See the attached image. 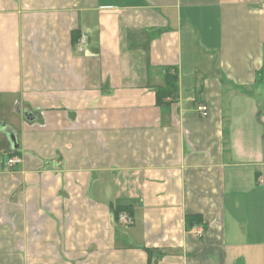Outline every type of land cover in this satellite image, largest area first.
<instances>
[{"label":"crops","instance_id":"crops-1","mask_svg":"<svg viewBox=\"0 0 264 264\" xmlns=\"http://www.w3.org/2000/svg\"><path fill=\"white\" fill-rule=\"evenodd\" d=\"M263 105L264 0H0V264H264Z\"/></svg>","mask_w":264,"mask_h":264},{"label":"built area","instance_id":"built-area-1","mask_svg":"<svg viewBox=\"0 0 264 264\" xmlns=\"http://www.w3.org/2000/svg\"><path fill=\"white\" fill-rule=\"evenodd\" d=\"M87 43V37L83 34L80 39L77 41V51L82 52L84 46ZM197 113L205 118L209 115L208 107L205 104H198L196 107ZM21 163V159L18 156L11 157L7 164L9 167H15L16 165ZM119 223H122L123 225L129 226L134 224L133 217L129 214L127 211L120 212L117 216ZM193 232L196 234H203V228L201 226H196L193 228Z\"/></svg>","mask_w":264,"mask_h":264},{"label":"trees","instance_id":"trees-1","mask_svg":"<svg viewBox=\"0 0 264 264\" xmlns=\"http://www.w3.org/2000/svg\"><path fill=\"white\" fill-rule=\"evenodd\" d=\"M176 77L175 76H168V84H167V89L166 90H159L157 92V98H158V104H162L164 99H167L171 96H173L174 94H176L177 92V88L176 86L173 84L174 81H175ZM123 211H128L127 208H118L116 211H115V214L118 216V214L120 212H123ZM201 222V219L200 217L198 216H189L188 217V226H192L194 227V225H199L198 223Z\"/></svg>","mask_w":264,"mask_h":264},{"label":"rangeland","instance_id":"rangeland-1","mask_svg":"<svg viewBox=\"0 0 264 264\" xmlns=\"http://www.w3.org/2000/svg\"><path fill=\"white\" fill-rule=\"evenodd\" d=\"M259 117H260V120L264 117V105L262 108H260L259 110ZM264 126V125H263Z\"/></svg>","mask_w":264,"mask_h":264}]
</instances>
